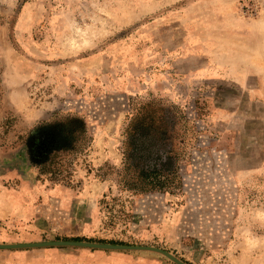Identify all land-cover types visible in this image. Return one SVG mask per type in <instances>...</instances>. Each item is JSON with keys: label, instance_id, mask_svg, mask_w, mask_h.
<instances>
[{"label": "rangeland", "instance_id": "1", "mask_svg": "<svg viewBox=\"0 0 264 264\" xmlns=\"http://www.w3.org/2000/svg\"><path fill=\"white\" fill-rule=\"evenodd\" d=\"M65 240L264 264V0H0V244Z\"/></svg>", "mask_w": 264, "mask_h": 264}, {"label": "water", "instance_id": "2", "mask_svg": "<svg viewBox=\"0 0 264 264\" xmlns=\"http://www.w3.org/2000/svg\"><path fill=\"white\" fill-rule=\"evenodd\" d=\"M53 246H76L82 248L99 249V250H114V251H153L166 256L169 260L175 264H187L172 253L154 246H138L127 244H106L95 243L87 241H46V242H31V243H17V244H0V250H15V249H27V248H41V247H53Z\"/></svg>", "mask_w": 264, "mask_h": 264}, {"label": "crops", "instance_id": "3", "mask_svg": "<svg viewBox=\"0 0 264 264\" xmlns=\"http://www.w3.org/2000/svg\"><path fill=\"white\" fill-rule=\"evenodd\" d=\"M21 205V202H17V204L13 207V204L10 206V210L12 209H15V208H18V212H23V211H25L24 210V208H22V206H20ZM34 224V225H33ZM32 224V226L31 227H33V226H35V227H37V224H36V222H34ZM97 257H109V259H113L114 261H117L116 259H121L122 258V256H118V255H107V256H105V254H101V253H99V254H95Z\"/></svg>", "mask_w": 264, "mask_h": 264}, {"label": "trees", "instance_id": "4", "mask_svg": "<svg viewBox=\"0 0 264 264\" xmlns=\"http://www.w3.org/2000/svg\"><path fill=\"white\" fill-rule=\"evenodd\" d=\"M151 183H153V182H151ZM153 185H155V187H157V186H156L157 184H153ZM151 189H154V190H155L156 188H154V186H153V188H151Z\"/></svg>", "mask_w": 264, "mask_h": 264}]
</instances>
